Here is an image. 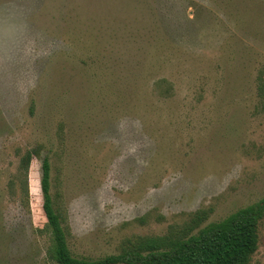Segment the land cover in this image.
I'll return each mask as SVG.
<instances>
[{
    "label": "rangeland",
    "instance_id": "1",
    "mask_svg": "<svg viewBox=\"0 0 264 264\" xmlns=\"http://www.w3.org/2000/svg\"><path fill=\"white\" fill-rule=\"evenodd\" d=\"M262 68L264 0H0V264H57L45 158L78 258L261 201Z\"/></svg>",
    "mask_w": 264,
    "mask_h": 264
},
{
    "label": "trees",
    "instance_id": "2",
    "mask_svg": "<svg viewBox=\"0 0 264 264\" xmlns=\"http://www.w3.org/2000/svg\"><path fill=\"white\" fill-rule=\"evenodd\" d=\"M257 94L264 109V68L259 71ZM168 89L164 94H168ZM38 150H28L21 157L20 170L29 171ZM49 160L42 163V209L55 242L57 264H250L259 248V225L264 218V198L240 209L224 220L197 229L207 218V212L197 211L182 230L165 236H146L128 240L120 253L90 260L73 256L67 241L64 217L50 195ZM145 217L139 218L145 223Z\"/></svg>",
    "mask_w": 264,
    "mask_h": 264
}]
</instances>
